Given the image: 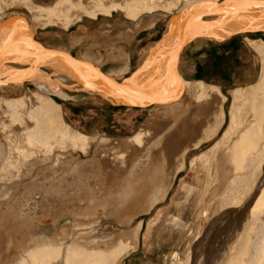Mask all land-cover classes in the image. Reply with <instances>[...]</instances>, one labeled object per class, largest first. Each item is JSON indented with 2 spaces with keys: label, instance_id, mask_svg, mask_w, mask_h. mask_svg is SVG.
<instances>
[{
  "label": "rangeland",
  "instance_id": "1",
  "mask_svg": "<svg viewBox=\"0 0 264 264\" xmlns=\"http://www.w3.org/2000/svg\"><path fill=\"white\" fill-rule=\"evenodd\" d=\"M57 1L0 0V9L5 16L4 19L11 16L24 17L33 28L35 35L33 38L40 41V44L42 42V45L45 46L64 48V50L72 51V55H77L78 49L77 47L72 49L69 38L79 34L81 25L88 26L89 31L98 27L97 24L87 22L90 16L85 11L86 9H96L94 8L95 0H81L82 5L78 4L79 0H60L61 6H57ZM111 1L104 0V4L109 6L113 1L122 2L124 8L116 7L115 10L113 9L114 11H111L113 16L108 17L110 24H113L117 19L133 24L141 19V25L135 29L138 32L136 34L150 35V38H145L146 43L142 48L131 49L135 65L127 74L126 77H128L136 69V61L140 57L142 49L161 41L168 20L177 14L180 0L177 2L175 0V5L169 9L166 6L170 0H144L146 3L143 0H113L112 3ZM148 2H154L155 6L153 7L155 8L147 10L145 7L146 4H149ZM28 5L31 8L27 7ZM100 16L105 15L100 14ZM66 22L69 26L68 29L63 27V23ZM44 27L56 28L65 36L58 40L49 37L50 40L45 42L40 35ZM134 32H130L129 39L131 36H135ZM257 33H263L254 37L257 43H260L261 40H264V31ZM238 35L243 34L239 33ZM115 36H118L117 29L112 32L111 38ZM238 42L239 50L242 51L238 64L240 74L236 79L226 75L219 78L221 92L225 98L210 88L206 89L208 86L196 87L192 90L184 87L180 92L182 101L177 105L154 108L156 103L148 105L145 103V106H139L143 107L140 111L143 113L141 122L131 133L133 135L142 130V138L138 141L128 140L127 137L131 134L123 135L110 131L108 134L94 132L92 127L86 128L84 125L75 127L71 123L72 119L63 113L65 122L74 129H81L80 131L83 130L82 132L90 135H105L110 140L100 143L95 139L86 151H81L79 149L70 150L65 143L57 144L56 138H52L54 140L47 138L48 143L51 141L49 144L58 145L56 160H53L52 153L46 147L41 149L40 147L43 146H38L37 150L36 146L32 145L33 147L29 148L30 146L24 142L21 129L25 124L29 127L33 126L34 122L25 119L23 125L11 124L5 107L0 109V139H3L6 133L9 135L11 132L9 135L11 144L20 148L18 151L13 149L12 145V149L9 150V152L11 151L9 155L12 165L9 164L8 168L13 167L6 168V170L5 168L0 169V250L2 251L0 252V264H22L23 262V264H37V259L33 262L32 259L29 261L30 257L27 259V256L25 257L19 250L20 247H25L30 243L31 232L38 234L42 227L50 226L53 222L57 223V228L60 231L63 229L71 231L69 228L74 224L88 227L95 221L99 222L104 209L111 206L113 207L107 213V220H104L101 225L98 224L99 231L108 233L111 226H115L120 228L121 232L107 237L108 240L104 244H86L87 248L98 247L107 250L119 238L126 241L124 233L131 231L139 222L142 223L138 240L136 242L130 240L129 249L114 264H180V262L182 264V258L187 253L190 256L189 260L202 261L205 249L216 248L217 238L222 234L221 231H224L228 222L225 217L219 218V216L228 207L230 209L234 207L239 211L244 205L242 200L255 190L258 178L264 174V155L259 156L263 158L260 160L256 155L257 149L254 150L255 153L249 152L246 155L249 157H246V162H243V164L250 163V159H253L252 164H246V166L249 165L247 168L253 167L251 172L249 171L247 176L249 180L246 179V183L241 179L245 173L243 170H235L236 163H233L235 160L230 158L232 157L230 146L240 132L250 131L253 128H256L257 131L261 130L262 134H259L263 140L261 139L259 144H264V93L257 90V84L253 86L258 80L260 67L257 69V74L250 79L251 81L246 79V74L242 75V71L250 70L253 63L256 66L260 63L259 55L244 36H241ZM241 53L246 56V59ZM182 57L183 52L180 63H186L187 61ZM110 66H106L105 70H110ZM22 67L20 69H25L27 66L23 65ZM38 67L46 71L42 66ZM199 79H204L203 81L207 83L211 81L210 78L205 79L200 75ZM21 88L22 90L15 96L26 95L28 98L27 108H30L36 103L33 97L36 86L31 81L24 80ZM65 88L64 86L63 90L70 95L77 93L78 95H87L85 92ZM237 88H242V90L237 92ZM205 90L207 91L205 92ZM54 98L58 103H63V106L66 102H71V100L56 96ZM96 98L103 101L102 97ZM103 104L105 103L103 102ZM125 105L138 106L137 104ZM232 117L236 128L232 131L231 138L227 142L225 140L217 145L230 126ZM256 118L260 120L262 126L258 122L259 120H256L258 123L255 121ZM59 128L56 130L62 129ZM235 130L237 131L235 132ZM250 133L256 135L258 132L250 131ZM211 135H213L212 139H208V136ZM233 164L235 166H232ZM255 166L257 169L254 168ZM254 169L258 170L256 175ZM235 176L240 183L234 181ZM253 177L257 179L254 180ZM250 183L252 185H249ZM51 184H55V187L59 185L60 189L63 187L64 193L67 192L68 195L64 194V196L55 198L53 195L44 194V189L53 187ZM157 185H162L163 188L161 187L155 204H151L152 194H154ZM247 186H250L251 192L248 191ZM227 205L229 206L227 207ZM79 206L81 208L88 206L94 211H98L99 213L95 212L90 215L97 219L78 221L74 211L76 212ZM35 215L37 218H34ZM82 226L75 230L73 238L78 236ZM106 227L108 228L106 229ZM7 233L16 235L15 247L8 251L4 248ZM19 234H23L22 240L18 237ZM60 237L65 240L70 239L66 234ZM9 240L11 241V238H8ZM175 254L176 258H174ZM21 257H25L23 262H20Z\"/></svg>",
  "mask_w": 264,
  "mask_h": 264
},
{
  "label": "bare ground",
  "instance_id": "2",
  "mask_svg": "<svg viewBox=\"0 0 264 264\" xmlns=\"http://www.w3.org/2000/svg\"><path fill=\"white\" fill-rule=\"evenodd\" d=\"M59 1L60 0H58L56 3L57 6L62 5L61 3H59ZM173 1L171 0L170 2L168 1L169 3L166 6L167 9L175 5V0ZM177 1L178 0H176V2ZM221 1L220 0H180L177 9V14L168 20L166 24V28L162 33L163 37L161 38V41L158 44H152V47L148 49L147 54L144 55V60H142L138 65V69H136L132 73L131 78L129 77L130 79L126 78L127 80L126 82H133L131 85V89L126 90V92L129 93L126 94L117 93L112 90L106 89L101 83L107 84V82L99 81V78L97 76H95L89 70L85 69L83 66L74 67L73 65H68L55 58H48L47 56H42V54H40L39 51H37L36 49L34 50L31 44H29L30 35L25 28L17 27L8 33L5 32L4 34H2L0 38V109L5 107V111L7 113V116L10 118L11 124L18 123L23 125L25 119L34 122L33 123L34 125L31 127H29L26 124L23 125V128L21 129L22 130L21 135H23L24 142L26 143L27 146L28 145L30 146L29 148H31L32 145L36 146L37 150H38L37 148L38 146H43L40 147L41 149L46 147V149L47 150L49 149V151L52 153L54 157L53 160H56L58 145L49 144L51 141L48 143L47 138L49 139L56 138L55 140L57 144L65 143L70 150L79 149L81 151H86L90 147V144L95 139L99 140L100 143H106L110 140V138L108 136L99 135V134L90 135L78 129H74L70 124L65 122V118L63 115L64 108L71 107V104L69 102H66L65 106H63V103H58L55 100L54 98L55 96L62 99L78 100L81 99L82 97L86 98L91 95L92 96L99 95L100 97H102V99L108 100L116 104L123 103V104H135V105L137 104L138 106H143V105L145 106V103L146 105H148L154 102L156 103L154 108H157L160 106L171 107L181 103L182 100L180 97V92L183 90L184 87L192 90V88L193 89L196 87L204 88L205 86H208V88L206 89L210 88L213 91H215L217 94L225 98L219 86L214 84H206L202 80H199V78L198 79L193 78V75L189 73L184 74L183 68L180 69V60H181L180 53L178 54V59L176 64V70H175L176 75L173 76V74L169 75L168 73V77L170 79L169 83H164L161 85L160 83H157V82L162 83L163 80L165 81V79L163 80L162 78L160 79L159 77L160 75L158 76L156 73L159 72V70L160 72L162 71L161 69H163L164 64H161L160 68L156 67L157 65H155L157 62L160 63L161 59L166 54H169V50L171 49V47L176 46L178 48L179 43H181L180 39L182 38L179 39L176 38L179 37L177 35L179 34V32L178 29H174L175 24L177 25V23L183 22L184 25L186 24L190 25L189 28H187L186 31H184L183 33L184 38L182 41H184L189 37V35L194 29L202 27V25L199 24V22H197L198 19L195 18L198 15L200 17L201 11L199 10L202 8H205L207 10L208 8H210L212 3L216 4V3H220ZM148 3L149 4H146L147 5L146 7L145 6L143 7H145L147 10L148 9L151 10L152 8H155L153 7L155 6L153 4L154 2L153 3L148 2ZM78 4L82 5L83 2L79 0ZM94 6H95L94 8L96 9L85 10L87 14H89L88 16L92 18L98 17L99 14H111L112 13L111 11L113 9L115 10L116 7H123V4L122 2L119 3L113 1L111 5L106 6L104 4V0H95ZM27 7L30 6L28 5ZM246 9L247 7L244 8L243 6L241 7L239 6L238 8H236V10L235 9L233 11L230 10L231 12H227L226 14H224L222 20L225 18L227 20V18L232 17V22L231 24H226L227 26L225 28V31H231V30L236 31L242 29V27L244 26H252V27L264 26V12L259 13L260 15L258 13L244 14L243 16L237 14L240 11L241 13H244L243 11H246ZM4 18L5 16L3 14V11L0 9V22L4 21L5 20ZM211 18H213V16ZM202 19L210 20L201 17V20ZM193 22H195V24H193ZM141 23H142L141 19H139L134 24L130 22L125 23L122 21L116 22L118 26L124 27L127 32H134V31L136 32L135 29H137L141 25ZM63 24H64L63 25L64 28L69 27L67 22ZM28 28L31 29L30 31H32V35H33L32 37H34L35 35L32 30L33 28L30 27L29 22H28ZM258 34H263V33L255 32V33H243V35L237 34L236 36H231L229 40L231 43L239 44L238 42L239 38L241 36H244V38L248 41V43L253 46L254 51L258 53L259 55L258 60L260 59V63H258V66L254 67L255 72L252 74L253 76L249 75L248 77H246V79L247 80L249 79V81H251L250 79L253 78L255 74H257L256 73L257 69H259L260 67L258 80L256 81L255 84H253V86L257 84V88H258L257 90H261L262 93H264V40H261L260 43H257L254 37ZM40 35H41V39H43L45 42L50 40L49 37L56 38V40H58V39H63L65 36L63 32L52 27L42 28ZM175 35L177 36L174 37ZM202 37L212 39V37H208V36H199L196 38H202ZM73 38L75 37L72 36L69 38L71 42H75L76 39ZM226 38L228 37L221 36L220 38H218V40L220 39L223 41L226 40ZM194 39L189 40L188 43L193 41ZM206 42L213 43L210 40H206ZM53 49H58L60 51L64 50L62 48H53ZM182 49H184V46ZM83 62L90 63L87 60H84ZM23 65L24 67L25 65L27 67L25 69H20L23 68L22 67ZM38 66H42L44 69H46V71L40 69ZM99 70L103 72L101 68H99ZM146 72H148L149 77L151 76L150 78H148L149 80L143 79L142 81H138L140 78L146 77ZM24 80H29L36 86V90L33 91L34 96L32 95L35 98L36 103L31 105L30 108H27L28 98L26 95L15 96L17 95L18 92L22 90L21 86L23 85ZM149 81H152L153 84L151 85L150 83V85H146L145 83ZM154 83L158 84L156 86H160V88L158 87L156 90H154ZM136 85H138V87H136ZM64 86L74 91L76 90V91L85 92L87 95L85 94L78 95V93L74 95H70L68 92L63 90ZM134 87L136 88L135 91H133ZM241 90L242 88L236 89L237 92H240ZM206 91L207 90H205V92ZM90 100L94 101V100H98V98L92 97V99ZM259 118L261 117L259 116ZM256 120L259 119L256 118L255 121ZM258 122L260 123V120ZM58 126L61 127L62 129L56 130V128L60 129ZM235 128L236 126L233 119L231 121L230 126L226 130V133L224 134V136H222L223 138L222 139L220 138V141L217 143V145L221 144L225 140L227 142L231 138L232 131ZM236 131L237 130H235V132ZM250 131L254 133L255 132L258 133H256V135L255 134L253 135L250 133ZM250 131L245 130L243 132H240L239 136L236 137L237 139L230 146L231 151L229 149L232 156L230 158H233L235 160V162H233L234 164L236 163V167L233 168L237 171L243 170L245 174L244 176L242 175L243 173L241 174L243 176L241 179L245 183L247 182L246 179L249 174V171L251 172V169L253 168V167L247 168V166L249 165L246 166V164H252L253 159L252 160L250 159V163L248 162L246 164H243V162H246L245 161L246 157H249L246 155L251 151L254 152V150L256 149L258 150V152L256 151L257 157H259L261 154L264 155V144L263 145L259 144V141L262 139V136H260L262 134L261 130L257 131L256 128L255 129L253 128V130ZM10 133L11 132H9V135ZM142 134H143L142 130H140L138 132H135L133 135L131 134V136L127 137V139L138 141L140 138H142L141 137ZM9 135H7L6 133V136L3 139H0V169L5 168V170L6 168H8L9 164L12 165V163H10L11 159L9 155L11 151L9 152V150H11L14 145L11 144L12 142L10 141L11 139ZM212 137L213 135H211L210 137L208 136V139H212ZM24 148H22L23 151ZM13 149L18 150L20 148L19 146L16 147L14 146ZM47 150H45V152ZM48 158L51 160L50 157ZM263 158H260V160ZM234 164L232 166H235ZM257 164L259 165V163ZM240 165L242 166L240 167ZM12 167H9L8 169ZM254 168H256V166ZM256 169L253 170L255 175L256 172L258 171ZM253 179L255 180L257 178L253 177ZM234 181L240 183V181L236 179V176L234 178ZM231 182L233 183V181ZM251 183L249 185H252ZM256 184L257 186L255 190H253L252 192L249 190L250 186L249 187L247 186L248 191H250L251 194L249 196L247 195L246 199L242 200L243 202L241 201L242 203H244V205L242 206L241 209H239V211L238 209H234V207L230 209V207H228L229 205H227L228 209L225 210L219 216V218L225 217L228 222L224 227V231H221L222 234L219 236V238H217L218 240L216 239L218 241L217 243L218 245L216 246V248L212 249L211 247H208L207 249H205V251L202 254L203 255L202 261H199L198 259L192 261L191 258L193 257H191L190 258L191 260H189L190 256L187 253L182 258V264H264V174L263 176L258 178ZM51 185H53V187L44 189V194L53 195L55 198L57 196L59 197L64 196V194L68 195L67 192L64 193L65 190H63V187L62 189H60L59 185L57 187H55V184H51ZM161 187L163 188L162 185L156 186V189L154 190V194H152L151 204H155L157 196L160 193L159 191ZM243 191H245V189H243ZM166 192L167 191L165 190V193ZM112 207L113 206L105 208L102 217L99 218L100 219L99 222L96 223L95 221V223L93 222L94 224L92 223L88 227L74 224L72 226L70 225L71 227L69 228V230L71 229V231H67L68 229H63L60 231V229L57 228L58 227L57 223L53 222L50 226L42 227L38 234L31 232L29 236L30 243H28L25 247H20L19 250L21 253L25 255V257L27 256V259L28 257H30L28 259L29 261L32 259L31 261L33 262L35 259H37L38 260L37 264H114L119 259V257L123 253H125L127 249H129V241L132 240L133 242H136L138 240V235L140 233V230L142 229V223L139 222L138 225L135 228H133L131 231H126L124 233V237L127 238L126 241H124L123 238H119L116 241V243L107 250L98 247L87 248L86 244H97V243L104 244L108 240L107 237H110L118 232H121V229L115 226H111L110 231H108V233H102L99 231V225H101L104 220H107V213ZM233 213H235V215H233ZM36 216L37 215H35L34 218H37ZM92 218L97 219V217L94 216ZM79 226H82L80 228L81 232L78 234L76 238H73V234L76 229L78 230ZM107 228L108 227H106V229ZM63 234L69 236L70 239L68 240L62 239L60 236ZM25 257L24 258L21 257L20 262H23ZM176 257L177 255L175 254L174 258ZM197 258L199 257L197 256Z\"/></svg>",
  "mask_w": 264,
  "mask_h": 264
},
{
  "label": "crops",
  "instance_id": "3",
  "mask_svg": "<svg viewBox=\"0 0 264 264\" xmlns=\"http://www.w3.org/2000/svg\"><path fill=\"white\" fill-rule=\"evenodd\" d=\"M104 15L105 16H100L99 14L98 17H90V19L87 20V22L90 24L98 25V27L93 31H89V27L86 25L80 26L79 34H75V38H73L76 39L75 42L70 41L73 50L77 47V55H72V51H68L67 49H65L67 51H62L71 54L79 60H87L91 64H94V66L101 68L105 74L121 81L132 75V73L138 68L140 62L144 60V55L147 54L148 49L152 47V45L147 48L145 47L146 49H142V51L140 52V57L136 61V69L131 73V75L126 77L127 74L131 72L133 65H135L133 52L131 51V49L135 48L139 50L140 48H142V46L146 43L145 38H148L150 35H139L136 34L138 33L136 31L134 32L135 36L133 35L131 36V39H129L130 32H127L124 27L118 26L116 24L117 21H122L125 23L128 21L117 19L113 22V24H110V19L108 17H112L113 14L111 13ZM115 29L118 30V36L111 38L112 32ZM230 37L226 38V40L223 41L216 38L210 39L202 37L196 38L193 41L189 42L180 52V56L182 55V52L184 55L182 59H185L187 61L186 63L181 62L182 66L180 63V69L183 68L184 74L189 73L193 75V78L195 79L199 78V75L204 77L205 79L210 78L211 81H209V83L203 81L204 79L202 81L206 84L217 85L219 86V88L221 87L219 78L222 75L230 76L231 78L236 79L240 74L238 64L240 61V52L242 51L239 50L238 43L234 44L230 42ZM206 40H210L213 43L206 42ZM227 43L228 46H226ZM83 45H85L86 47L83 48ZM44 47L50 49L56 48L45 45ZM242 54L243 53H241V55ZM243 58L246 59V56H243ZM243 58L242 61L244 60ZM109 65H111V69L106 71L105 67ZM255 66L256 64L253 63L250 70H246L245 72L242 71V75L246 74V77L252 75L255 72ZM92 97L101 98L99 95H97L88 96L86 98L82 97L78 100H71V102H69L71 104V107L65 108L63 113L66 117H70L72 119L71 123L73 126L77 127L79 125H84L86 126V128L92 127V130L94 132L99 131L106 132L108 134V132L110 131L116 134L127 135L134 132L136 126H138V124L141 122V116L143 113L140 111L143 107L130 106L125 104H114L113 102L105 99H103V101H93L90 100L92 99ZM103 102L105 104H103ZM106 109L107 111L105 112ZM95 212L99 213L98 211H94L88 206L83 208L79 206V209H77L76 212L74 211L78 221L83 222L92 219V216L90 215H93V213ZM72 217L73 216L71 215V218ZM15 236L16 235L12 233L6 234L7 240L4 245L6 251L11 248L14 249ZM22 236L23 234L18 235L21 240ZM8 238H11L10 242L8 241ZM0 252L2 251L0 250Z\"/></svg>",
  "mask_w": 264,
  "mask_h": 264
},
{
  "label": "water",
  "instance_id": "4",
  "mask_svg": "<svg viewBox=\"0 0 264 264\" xmlns=\"http://www.w3.org/2000/svg\"><path fill=\"white\" fill-rule=\"evenodd\" d=\"M243 6L244 8L247 7L246 11H243L244 13L238 12L237 14L240 16H243L244 14H259L261 12H264V0H222L220 3H216V4H211L210 8H208L207 10L205 8L200 9V17L199 15L195 18H197V22H199V24L202 25L201 28H196L194 29L191 34L189 35V37L183 40V33L184 31H186L187 28H189L190 25L186 24L184 25L183 22L181 23H177V25L175 24L174 29H178L179 34H177L179 37H176L177 35H175L174 37L176 38H182L180 39L181 43H179L178 48L175 47H171V49L169 50V54H166L159 62H157L155 65H157L156 67L160 68L161 64L163 65V69H161L162 71L160 72H156L157 75L160 77V79L162 78L165 79V81L163 80V82H157L161 84L164 83H169V77H168V73L169 75L173 74L176 75V64H177V59H178V54L181 52L183 46H185L189 40L194 39L196 37L199 36H208V37H212V38H220L221 36H225V37H230L232 35H236V34H243V33H254V32H261L264 31V26H244L242 27V29L239 30H231V31H225L226 28V24H231L232 22V17H229L222 20V17L224 16V14H226L227 12H231L234 9L236 10V8ZM223 9V10H222ZM231 10V11H230ZM260 15V14H259ZM213 16V18H211ZM201 17L204 18H211L210 20H205L202 19ZM236 18V17H235ZM234 18V19H235ZM229 19V20H228ZM233 19V20H234ZM175 21V19H174ZM230 22V23H229ZM193 24H195V22H193ZM20 27V28H25L27 30V32L29 33V44H31V46L33 47V49L37 50L40 52V54H42V56H47L48 58H55L59 61H62L68 65H73L75 66H83L85 69L89 70L91 73H93L95 76H97L99 78V81H104L107 82V84L105 83H101L106 89L112 90L114 92L117 93H122V94H126L129 92H126L127 89H131V85L133 82H126L127 80H115L113 77L108 76L107 74L103 73L102 71L99 70V67L94 66L93 64L90 63H86L83 61H80L79 59L75 58L74 56H72L71 54L64 52V51H60V50H55V49H50V48H46L44 47L42 44H40L37 40H35L32 36V31H30L31 29L28 28V22L26 21L25 18L20 17V16H11L8 17L7 19H5L4 21L0 22V38L2 36V34H4L5 32H10L11 30ZM193 29V28H192ZM176 39V40H178ZM175 48V49H173ZM32 49V50H33ZM165 61V62H164ZM138 69V68H137ZM154 75V74H153ZM157 76V77H158ZM151 77V76H150ZM148 76V72H146V77H142L140 78L138 81H142L143 79L149 80L148 78H150ZM131 78V76H130ZM129 77L127 79H130ZM152 79V78H151ZM131 81V80H128ZM137 82V81H136ZM151 85L153 84L152 81L146 82V85ZM144 84V83H143ZM158 84L154 83V90H156L158 87L160 88V86H156ZM136 87H138V85H136ZM135 87L133 89V91H135ZM138 89V88H137Z\"/></svg>",
  "mask_w": 264,
  "mask_h": 264
}]
</instances>
